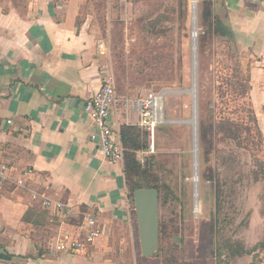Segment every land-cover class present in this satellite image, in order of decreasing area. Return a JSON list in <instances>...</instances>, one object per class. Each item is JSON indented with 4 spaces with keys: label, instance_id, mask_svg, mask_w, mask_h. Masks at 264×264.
<instances>
[{
    "label": "crops",
    "instance_id": "1",
    "mask_svg": "<svg viewBox=\"0 0 264 264\" xmlns=\"http://www.w3.org/2000/svg\"><path fill=\"white\" fill-rule=\"evenodd\" d=\"M80 3L0 0V165L16 172L31 168L33 188L79 215L93 213L102 233L84 252L51 255L66 236L83 240L80 217L61 222L27 191L5 184L0 264H134L140 256L124 163L104 157L83 111L101 85L106 58L87 20L80 19ZM213 8L249 67L248 100L262 133L264 160V0H213ZM129 118L113 108L109 121L118 131Z\"/></svg>",
    "mask_w": 264,
    "mask_h": 264
},
{
    "label": "rangeland",
    "instance_id": "2",
    "mask_svg": "<svg viewBox=\"0 0 264 264\" xmlns=\"http://www.w3.org/2000/svg\"><path fill=\"white\" fill-rule=\"evenodd\" d=\"M181 1L80 3V19L87 20L96 46L104 50L105 60L113 68L118 111L130 115L129 122L136 124L138 98L150 92L159 97L153 138L149 137L148 149L136 152V159L143 164L152 159L153 172L178 200H171V194L165 192L168 197L159 206L161 249L140 260L138 243L134 264H264V250L227 259L216 258L211 247L213 186L200 180L198 118L224 113L242 125L249 124L246 100L224 84L236 81L235 74H244L246 67L233 40L214 38L210 47L199 51L204 0ZM254 131L252 128L253 136ZM243 137L248 150L225 142L217 147L222 153L234 149L238 155L237 173L232 178L237 180L235 207L226 212L235 218L236 237L249 249L264 240V175L253 161L254 146L245 130ZM253 171L259 174L258 181H254ZM233 225L226 227L228 232ZM129 255L133 260L131 252Z\"/></svg>",
    "mask_w": 264,
    "mask_h": 264
},
{
    "label": "trees",
    "instance_id": "3",
    "mask_svg": "<svg viewBox=\"0 0 264 264\" xmlns=\"http://www.w3.org/2000/svg\"><path fill=\"white\" fill-rule=\"evenodd\" d=\"M181 2L186 3V0H182ZM201 10L202 33L199 35V51L203 53L205 47H210L214 38L231 42L232 32L214 12L213 0H204ZM231 48L233 47L231 46ZM242 73L244 74H235L237 75L236 81H227L224 84L232 86L233 93L237 94L243 100H246L245 106L249 124L242 125L232 115L226 116L224 113L218 116L211 114L198 118L200 180L209 182L213 186V219L209 225V233L212 240L211 247L215 252L216 258L224 256L227 259H234L250 254L256 250H264V240L257 242L253 247L248 249L235 235L237 229L235 224L233 225L235 218L233 216L228 217L226 210L235 207V184L237 180H233L232 178L237 173L236 165L238 163V155L234 149L222 153L217 147L221 142H225L233 143L239 149L248 150V147L244 144L245 138L243 137V131L245 130L246 135L250 137L248 142L254 146L252 150L253 161L261 168L262 172H260L264 175V160H260L259 157V152L262 150V133L248 100V92L250 90L249 67ZM251 123L252 125H250ZM252 128L255 130L254 136L252 135ZM118 132L120 141L125 149L123 172L126 179L128 198L132 206L134 207L133 192L139 188L157 189L159 193V206L161 201L166 200V197H168L167 194H171V200L174 199L177 201V196H174L168 185L159 178V175L153 172V166L151 165L152 159H146L144 164L136 159V152L138 150H145L148 147V132L140 126L130 123H121ZM215 165L223 167V170H218V167L216 170L214 168ZM253 173L254 181H258L259 174L254 171ZM228 225H233L231 232H228L226 229ZM161 235L162 228L159 222V242ZM158 249H161L160 246ZM139 259L144 260L145 258L139 256Z\"/></svg>",
    "mask_w": 264,
    "mask_h": 264
},
{
    "label": "built area",
    "instance_id": "4",
    "mask_svg": "<svg viewBox=\"0 0 264 264\" xmlns=\"http://www.w3.org/2000/svg\"><path fill=\"white\" fill-rule=\"evenodd\" d=\"M101 50V49H100ZM104 53V50H101ZM101 85L99 89L86 101L83 111L92 120L98 137L101 151L104 157L112 162H122L125 149L119 138V130L115 131L112 127L109 117L113 108H116L118 102L116 90V77L112 66L106 60L100 64ZM159 97L150 92L141 96L137 100V122L136 125L145 129L152 140L154 127L157 123V112L159 108ZM11 123V121H7ZM130 124H135L130 122ZM95 139V136H91ZM152 149L153 145L150 144ZM148 149V148H147ZM33 170L25 168L19 172L10 168L7 164L0 165V187L5 184H11L29 193L31 200L39 201L42 207L53 209L59 216L61 222L80 217V228L83 230V240L78 238H69L58 241L49 253L54 255L57 252H84L87 245L92 244L94 240L101 236L102 230L99 227L93 213H76L70 206L59 200L50 199L44 191L31 186V175Z\"/></svg>",
    "mask_w": 264,
    "mask_h": 264
},
{
    "label": "water",
    "instance_id": "5",
    "mask_svg": "<svg viewBox=\"0 0 264 264\" xmlns=\"http://www.w3.org/2000/svg\"><path fill=\"white\" fill-rule=\"evenodd\" d=\"M140 254L154 256L159 247V193L155 188H139L133 192Z\"/></svg>",
    "mask_w": 264,
    "mask_h": 264
},
{
    "label": "bare ground",
    "instance_id": "6",
    "mask_svg": "<svg viewBox=\"0 0 264 264\" xmlns=\"http://www.w3.org/2000/svg\"><path fill=\"white\" fill-rule=\"evenodd\" d=\"M193 16H194V14H193ZM196 141V140H195ZM194 146H195V144H194ZM196 154V153H195ZM196 169V168H195Z\"/></svg>",
    "mask_w": 264,
    "mask_h": 264
}]
</instances>
